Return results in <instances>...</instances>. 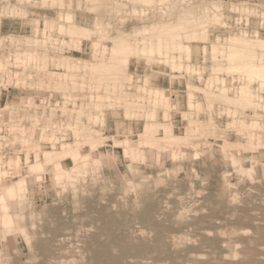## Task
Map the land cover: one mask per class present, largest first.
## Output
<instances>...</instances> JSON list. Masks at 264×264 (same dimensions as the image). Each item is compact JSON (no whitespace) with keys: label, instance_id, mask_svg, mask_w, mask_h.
Here are the masks:
<instances>
[{"label":"rangeland","instance_id":"374dc122","mask_svg":"<svg viewBox=\"0 0 264 264\" xmlns=\"http://www.w3.org/2000/svg\"><path fill=\"white\" fill-rule=\"evenodd\" d=\"M115 260L264 264V0H0V264Z\"/></svg>","mask_w":264,"mask_h":264},{"label":"bare ground","instance_id":"6f19581e","mask_svg":"<svg viewBox=\"0 0 264 264\" xmlns=\"http://www.w3.org/2000/svg\"><path fill=\"white\" fill-rule=\"evenodd\" d=\"M245 220H246V219H245ZM240 230H241V229H240ZM228 232H229V231H228ZM229 234H230V232H229ZM231 235H232V234H231ZM39 244H40V243H39ZM135 246H136V245H135ZM135 246H134V247H135ZM138 247H141V246L138 245ZM138 247H137V249H138ZM168 247H169V246H168ZM141 248H142V247H141ZM137 249H136V250H137ZM164 249H165V248H164ZM42 250L44 251V248H42ZM48 250H50V249L48 248ZM103 250H104V249H103ZM125 250H126V249H125ZM245 250H246V249H245ZM46 251H47V247H46ZM128 251H130V250H128ZM250 252H251V251H250ZM255 252H256V250H255ZM126 253H127V252H125V254H126ZM161 253H162V252H161ZM243 254H244V252H243ZM98 255H99V252H98ZM98 255H96V256H98ZM127 255H128V254H127ZM122 256H123V255H121V257H122ZM125 256H126V255H125ZM125 256H123L122 258H124ZM172 256H173V255H172ZM108 257H109V255H108ZM108 257H107V258H108ZM117 257H120V256H115L116 259H117ZM170 257H171V256H170ZM112 258H113V257H112ZM108 260L111 261V259H108ZM117 260H118V259H117ZM117 260H115L114 262H116ZM120 260H121V259H120ZM244 260H245V259H244ZM110 261H109V262H110ZM248 261H249V260H248ZM96 262H97V261H96ZM109 262H108V263H109ZM242 262H243V260H242ZM261 262H262V261H261ZM104 263H105V262H104ZM106 263H107V261H106ZM108 263H107V264H108ZM95 264H97V263H95ZM117 264H118V261H117ZM256 264H257V263H256Z\"/></svg>","mask_w":264,"mask_h":264}]
</instances>
